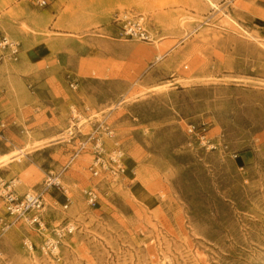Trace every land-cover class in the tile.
<instances>
[{
	"label": "rangeland",
	"instance_id": "1",
	"mask_svg": "<svg viewBox=\"0 0 264 264\" xmlns=\"http://www.w3.org/2000/svg\"><path fill=\"white\" fill-rule=\"evenodd\" d=\"M0 32V186L44 200L41 228L0 200V264H264V0H0ZM96 129L123 177L90 174Z\"/></svg>",
	"mask_w": 264,
	"mask_h": 264
},
{
	"label": "built area",
	"instance_id": "2",
	"mask_svg": "<svg viewBox=\"0 0 264 264\" xmlns=\"http://www.w3.org/2000/svg\"><path fill=\"white\" fill-rule=\"evenodd\" d=\"M30 1L33 7L43 9L48 7L52 0ZM121 30L122 35L126 39H137L146 42L150 41V34L147 31L144 24V19L141 16L132 20L126 19L122 21ZM18 48L19 45L17 43L10 41L5 34L0 32V58H2L4 53L7 52L9 57H12L16 60L19 54ZM75 81L76 80L73 79L69 84L72 89H75L77 86ZM1 126H3V124H1ZM97 129H99V126ZM97 129L93 133L86 135V137L79 142L78 148V151H82L89 143H93L92 148L94 152V158L92 159V162L88 168L90 174L93 177H102L106 180H116L119 177H123L125 173V166L123 164L122 153L120 151H114L110 155L105 156V150L103 148L102 142L97 136H95ZM206 130L207 129L204 124L199 127L189 125L186 129V133L189 136L199 138L204 145L211 144V146H209L210 149H215L216 147L213 145V143H209V141L204 142L207 137ZM107 135L110 136L111 133L108 132ZM70 136H72V133H70ZM77 155L78 153L75 154L73 158H75ZM53 187L63 191L59 177H48L44 182L45 191ZM83 194L86 203L90 207H95L97 205V190L95 188H88L83 192ZM0 200L4 205L6 214H8L14 222L24 218L25 221L29 222L30 224L37 225L39 228L44 225L40 215V211L44 206L43 193H24L22 196H17L13 185L2 184L0 186ZM65 230L67 233H72L74 227L69 226ZM61 237L62 234L60 232L55 234V238L59 239ZM58 244L59 243L57 240L47 239L44 243V249L51 255H56Z\"/></svg>",
	"mask_w": 264,
	"mask_h": 264
},
{
	"label": "crops",
	"instance_id": "3",
	"mask_svg": "<svg viewBox=\"0 0 264 264\" xmlns=\"http://www.w3.org/2000/svg\"><path fill=\"white\" fill-rule=\"evenodd\" d=\"M0 156H6V154L4 155H0ZM244 155H237L236 156V159H235V165L236 166H239V165H242L244 163ZM124 164V163H123ZM127 171V170H126Z\"/></svg>",
	"mask_w": 264,
	"mask_h": 264
},
{
	"label": "bare ground",
	"instance_id": "4",
	"mask_svg": "<svg viewBox=\"0 0 264 264\" xmlns=\"http://www.w3.org/2000/svg\"><path fill=\"white\" fill-rule=\"evenodd\" d=\"M19 153H22V150H20ZM2 159H3V158H2Z\"/></svg>",
	"mask_w": 264,
	"mask_h": 264
}]
</instances>
